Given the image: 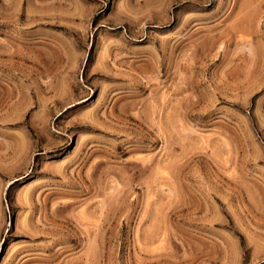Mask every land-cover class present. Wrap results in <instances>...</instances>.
Listing matches in <instances>:
<instances>
[{"label":"rangeland","instance_id":"1","mask_svg":"<svg viewBox=\"0 0 264 264\" xmlns=\"http://www.w3.org/2000/svg\"><path fill=\"white\" fill-rule=\"evenodd\" d=\"M0 264H264V0H0Z\"/></svg>","mask_w":264,"mask_h":264}]
</instances>
